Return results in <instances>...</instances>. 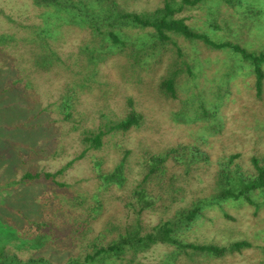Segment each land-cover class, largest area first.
<instances>
[{
  "label": "trees",
  "instance_id": "trees-1",
  "mask_svg": "<svg viewBox=\"0 0 264 264\" xmlns=\"http://www.w3.org/2000/svg\"><path fill=\"white\" fill-rule=\"evenodd\" d=\"M129 1L32 0L39 10L43 26L32 28L34 37L27 38V47L32 46L30 56L28 59L21 57L20 62H17L25 76L18 79L12 88H19L26 95L31 92L32 85L28 82L30 78L23 72L26 63V70L36 82L45 81L49 85V92L67 80L57 108L64 120L70 122L76 120L75 114L79 113L81 97L87 92L98 94L100 103L97 113L105 123L96 131L85 129L82 132L81 141L86 147V154L90 150L103 148L105 138L126 137L144 122V114L131 97L125 99L124 109L116 113L108 102L111 99L109 89L103 84V79L107 76L102 71L103 66L110 62L117 64L127 58L129 64L117 66L125 72L128 69V78L133 80V84L139 86L144 83L145 79L142 77L145 73H148L149 78L158 75L160 91L166 98L179 100L182 93L186 95L182 111L176 114L179 116L178 122L201 121L208 126L199 133L196 143H182L160 153L145 154L142 179L125 199L126 208L132 215L131 220L121 228L110 220L103 222L106 217L105 198L101 194L111 187L126 188L127 159L130 153L124 146L122 160L111 171L103 168V160H93L99 185L97 192L91 196L87 192H72L67 184L57 183L56 177L65 173L66 167L56 174L27 172L22 182H56L61 190L55 192L53 198L62 203L47 219L27 223L24 234L28 242L32 246L58 245L57 241L63 238L56 234L55 227H61L63 223L69 225L67 237H64L65 241H70L67 246L69 254L59 256L61 259L58 261L53 258L55 256L44 255L39 249H35L27 261H23L3 250L0 252V264H142L140 257L156 245H164L170 249L162 264H211L212 261L240 254L252 246L247 241L235 242L228 247L199 244L191 241L190 236L195 228L205 224L204 221L210 222L207 218L210 212L219 211L224 218L232 220L223 211L226 205L247 204L256 210L264 205V155L252 157L250 169L247 170L234 163L238 155L227 157L219 165L216 191L209 197L198 198L179 208L176 205L185 199L184 189L178 184L177 177L170 172L168 164L172 162L174 167H180L185 174H189L194 167L211 162L202 146L206 145L208 134L221 131V120L217 116L225 100L232 95L234 81L240 77L254 79L259 99L264 91L263 25L258 26L256 21H251L253 27L249 29L256 31L257 39L243 45L244 38L231 41L225 37L213 39L208 34H201L177 16L186 7H195L209 1L243 11L248 20L253 17L259 19L264 16V6L258 10H252V6L264 3V0H163L162 7L151 13L131 11ZM215 29H219L217 24L212 28L213 34ZM71 30L81 37L82 43L75 64L81 78L70 81L71 77L67 76L55 78L56 74L62 73L57 72L61 63L56 62L57 55L49 47L47 39L66 38ZM133 31L140 33L134 36ZM176 38L189 42L197 53L201 48L205 50V58H184L182 50L177 47ZM14 42L15 36L1 35L0 53ZM174 48L177 50L176 59L181 60L180 64L169 63ZM15 49L23 51L18 44ZM215 55L225 56L216 72L215 85L213 88L203 86L199 89L195 70L208 63H216L217 60L213 59ZM120 144L118 142L117 146L120 147ZM50 194L48 191V195ZM258 198H261V202ZM64 205L69 207L66 209ZM146 213H161L164 217L158 224L146 228L143 224ZM101 223L102 227L98 228Z\"/></svg>",
  "mask_w": 264,
  "mask_h": 264
},
{
  "label": "rangeland",
  "instance_id": "rangeland-1",
  "mask_svg": "<svg viewBox=\"0 0 264 264\" xmlns=\"http://www.w3.org/2000/svg\"><path fill=\"white\" fill-rule=\"evenodd\" d=\"M129 3L131 11L151 13L162 7L163 0H130ZM262 6L264 3L254 5L252 10H258ZM243 14V11L223 3L216 5L205 1L195 7H186L177 17L184 19L186 24L197 32L208 34L213 39L225 37L234 41L244 38V45L247 41L257 39L256 31L249 29L253 27L251 21H256L258 26L263 25L264 31V16L248 20ZM39 15V10L32 0H0V36H15L17 42L9 44V48L6 47L0 53V252L8 251L20 260L27 261L34 250L39 249L42 254L55 256L53 258L59 261V256L69 254L67 246L70 241H65L64 238L67 237L69 225L62 223L61 227H55L56 234L63 238L57 241L58 245L32 246L24 231L29 221L45 220L50 213L60 208L62 203L55 201L53 196L61 188L56 182L44 180L22 182L27 172L56 174L66 167L65 173L56 177L57 183L67 184L72 192H87L88 196H91L97 192L99 185L93 160H103V168L111 171L122 160L125 154L122 151L124 146L130 153L127 159L126 188L111 187L109 191L105 190L101 194L105 198L106 217L103 222L110 220L121 228L131 220L132 215L126 208L125 199L142 179L145 154L160 153L182 143H196L199 133L208 125L201 121L178 122L179 116L176 114L182 111L186 95L182 93L179 100L166 98L160 91L158 75L149 78L148 73H145L142 77L145 79L144 83L139 86L133 84V80L128 78V69H125V72L117 66L129 64L128 59L124 58L117 64L110 62L102 68L103 73L107 74L103 84L111 95L108 102L116 113H120L125 107V99L133 98L144 114V122L126 137H107L103 148L90 150L85 154L86 147L81 141L82 132L85 129L96 131L105 123L97 113L100 103L98 94L87 92L83 95L79 103V113L75 114L76 120L70 122L64 120L57 108L67 80L49 92V85L45 81L36 82L33 75L26 70V63L23 72L30 78L28 82L32 85L31 92L27 91L29 93L26 95L19 88H12L18 79L25 76L17 62H20L21 57L28 59L30 56L32 46L27 47V38L33 36V27L43 26ZM214 24H217L219 29H215L213 34ZM139 33L133 31L132 35ZM77 35L71 30L66 38L47 39L49 47L57 55L56 62L61 63L57 72L62 73L56 74L55 78L67 76L71 77L70 81L73 78H81L79 68L75 65L82 43L81 37ZM176 41L184 58H205L207 53L202 48L197 53L189 42L182 38H176ZM17 44L23 51L15 49ZM176 52L174 48L172 60H169L173 65L181 63V60L176 59ZM215 56L213 59L217 60L216 63H208L203 68L194 69L199 89L203 86L213 88L215 85L216 72L225 58L224 55ZM68 68L70 70H65ZM254 82V79L242 77L233 82L232 95L225 100L217 116L221 120V131L208 134L206 145L202 146L210 156V163L200 164L189 174H185L183 169L174 167L173 163L169 162L170 172L177 177L178 184L183 187L185 194V199L178 203L176 208L186 206L198 198L211 196L216 191L220 162L227 157L238 155L234 163L247 170L250 169L252 157L264 155V91L260 99L257 98ZM118 142L121 143L120 147L117 146ZM258 201L261 202V198H258ZM68 207L64 205V208ZM223 211L232 220L224 218L219 211L208 213L210 222L204 221L205 224L195 228L190 236L191 241L222 247L247 241L252 245L251 248L223 260L212 261L211 264H264V205L256 210L247 204H230L226 205ZM163 217L161 213H146L143 224L149 228L158 224ZM102 225L103 223L99 224L98 228ZM169 252L168 247L156 245L140 257V262L162 264Z\"/></svg>",
  "mask_w": 264,
  "mask_h": 264
}]
</instances>
